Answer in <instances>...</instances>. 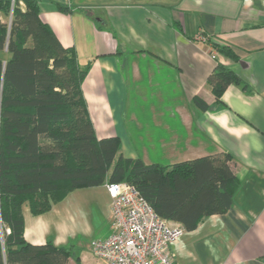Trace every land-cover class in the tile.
<instances>
[{"label":"crops","instance_id":"1","mask_svg":"<svg viewBox=\"0 0 264 264\" xmlns=\"http://www.w3.org/2000/svg\"><path fill=\"white\" fill-rule=\"evenodd\" d=\"M95 1L38 6L79 67L90 63L81 88L96 137L117 136L123 156L145 164L232 157L233 205L185 231L170 246L174 263L264 264V0ZM216 63L245 85L229 84L220 104L206 83ZM21 212L28 243L71 246L66 264H105L91 247L111 233L105 184L73 190L38 216L28 203Z\"/></svg>","mask_w":264,"mask_h":264},{"label":"trees","instance_id":"2","mask_svg":"<svg viewBox=\"0 0 264 264\" xmlns=\"http://www.w3.org/2000/svg\"><path fill=\"white\" fill-rule=\"evenodd\" d=\"M0 15V264H66L71 246L24 239L21 209L28 203L32 215L44 214L76 189L128 183L159 217L187 232L228 212L240 186L231 155L172 165L124 157L117 136L95 135L81 88L90 63L79 67L75 49L41 19L38 0H0ZM212 48L237 60L229 47ZM206 83L217 104L229 84L245 88L220 63Z\"/></svg>","mask_w":264,"mask_h":264},{"label":"built area","instance_id":"3","mask_svg":"<svg viewBox=\"0 0 264 264\" xmlns=\"http://www.w3.org/2000/svg\"><path fill=\"white\" fill-rule=\"evenodd\" d=\"M105 188L111 233L91 243L95 257L105 264H175L170 246L184 229L159 217L132 185L107 182Z\"/></svg>","mask_w":264,"mask_h":264},{"label":"rangeland","instance_id":"4","mask_svg":"<svg viewBox=\"0 0 264 264\" xmlns=\"http://www.w3.org/2000/svg\"><path fill=\"white\" fill-rule=\"evenodd\" d=\"M107 1H111V0H96L95 2H96V4H97V3H100V2H101V3H104V2H107ZM86 2H87V0H86Z\"/></svg>","mask_w":264,"mask_h":264}]
</instances>
